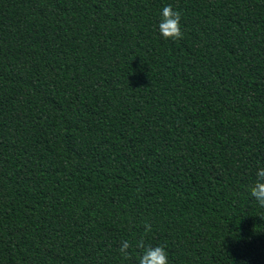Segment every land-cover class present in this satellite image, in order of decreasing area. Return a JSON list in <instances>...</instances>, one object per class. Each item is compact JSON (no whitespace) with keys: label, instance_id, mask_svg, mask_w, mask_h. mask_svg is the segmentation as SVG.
I'll return each instance as SVG.
<instances>
[{"label":"trees","instance_id":"1","mask_svg":"<svg viewBox=\"0 0 264 264\" xmlns=\"http://www.w3.org/2000/svg\"><path fill=\"white\" fill-rule=\"evenodd\" d=\"M261 167L264 0H0V264H264Z\"/></svg>","mask_w":264,"mask_h":264},{"label":"clouds","instance_id":"2","mask_svg":"<svg viewBox=\"0 0 264 264\" xmlns=\"http://www.w3.org/2000/svg\"><path fill=\"white\" fill-rule=\"evenodd\" d=\"M181 13L175 10L172 5L163 7L161 20L158 24V31L165 40H180L183 38L181 31ZM256 179L249 187V192L261 207H264V167L258 168L255 173ZM145 232L151 230V225L147 222L144 225ZM132 244L128 240H123L118 249L124 260L131 258L129 249ZM136 248L144 249L140 255L138 264H169L168 254L164 246L145 247L143 239L136 241Z\"/></svg>","mask_w":264,"mask_h":264}]
</instances>
